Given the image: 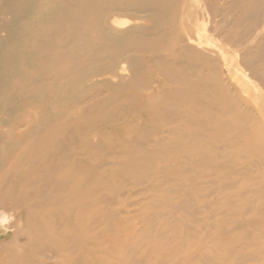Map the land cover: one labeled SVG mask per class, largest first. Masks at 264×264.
Wrapping results in <instances>:
<instances>
[{"label":"rangeland","instance_id":"rangeland-1","mask_svg":"<svg viewBox=\"0 0 264 264\" xmlns=\"http://www.w3.org/2000/svg\"><path fill=\"white\" fill-rule=\"evenodd\" d=\"M203 1L213 14H220L213 16V20L219 22L218 37L212 38L214 46L202 39L208 43H205L207 47L217 50V44L228 51L231 73L220 60L210 61L206 56L194 61L141 49L136 38L147 33L145 26L158 23L160 31L169 30L165 16L154 9L156 0H0V192L7 194L9 190L8 202L3 208L0 205V211L6 218L10 217L8 221L5 217L4 221L0 220V264H138L136 259L141 256L146 263L149 261L147 264H230L219 257L224 253L232 259V247L264 243V198H259L257 203L258 214L250 211L236 217L219 218L223 222L220 227L229 220L237 221L241 227L233 229L228 223L225 226L227 233H215V245L205 239L208 234L192 231L187 235L183 230L175 231L163 219L157 218L155 227L152 222V226L149 225L154 215L165 208L166 200L171 199L168 189L173 182L188 178L193 187L201 182L197 170H184V166L191 164L189 160L179 154L170 158L169 149L188 145L194 150L193 143L204 141L206 148L216 152V162L224 170L229 165L240 167L243 163L232 154L239 148V138L229 139L222 133V141L218 143L212 136L201 139L195 130L198 121L191 119L194 117H186L170 101L163 103L159 94L182 89L183 83L167 78L159 57L193 64L195 68L190 75L206 76L209 83L215 76L224 79L228 89L223 91L222 99L232 101L230 110L234 113L229 120L236 124L244 116L252 115L258 117L264 129V82L255 77L260 74L264 79V3L257 8L254 21L246 19L230 25L222 24L224 17H220L223 16L221 10L226 7L223 2L228 0ZM200 3L186 0L192 11H197ZM240 10V7L233 8L228 19L235 20ZM121 19L127 25L121 33H116L113 24ZM186 25L181 32L199 38L197 28L193 24ZM226 32L232 33L230 42L221 38ZM192 49L196 50L193 46ZM258 52L261 56L247 68L244 64L246 56ZM137 59L142 61L138 78L144 91L128 87L127 82L134 73L129 68L120 69L123 61ZM207 92L206 103L212 104L210 96L214 94V88L211 83ZM153 99L155 104L150 103ZM256 100L261 104L260 111ZM235 109L240 110L239 117ZM169 110L191 126L177 128V124L170 125L158 118ZM212 119L211 113L204 119L208 128L212 127ZM246 123L247 129L254 131L252 125ZM131 125L138 129L135 136L129 132ZM43 137L47 144L35 157L46 167L33 168L36 170L31 176L39 178L46 174L48 178L60 179L70 171L71 178H75L78 177V166H84L87 174L81 173V177L86 186L82 202H79L84 221L76 230L46 224L48 236L45 238L37 233L30 234L29 229L36 228L35 225L23 221L20 225L24 232L14 240L12 233H2L3 229L13 220L20 219L22 211L33 208L36 200H24L19 196L21 185L17 170L1 180L18 155L29 151ZM134 141L143 149L158 150L162 145H172L165 150L164 158L151 161L155 173L142 174L141 179L146 180L148 186L137 195L131 183L134 176L115 168L127 158L131 145L136 144ZM246 152L254 159L264 160V152L252 151L249 145L244 154ZM226 154L228 161L221 157ZM48 156L62 161L52 162ZM200 161L195 159L193 164ZM35 163L31 166L36 167ZM246 177L249 183L263 180L264 169L251 171ZM257 185L252 188L262 189ZM224 192L219 190L218 196ZM253 194L247 192L246 196ZM169 229L170 240L163 243V231ZM128 247H133V252L128 253ZM47 255L53 258L48 260Z\"/></svg>","mask_w":264,"mask_h":264},{"label":"bare ground","instance_id":"bare-ground-1","mask_svg":"<svg viewBox=\"0 0 264 264\" xmlns=\"http://www.w3.org/2000/svg\"><path fill=\"white\" fill-rule=\"evenodd\" d=\"M198 1L201 2L198 6V10L192 11L191 7L186 4V0H156V6L154 9L165 16L169 30L160 31L158 29V23L145 26V31L147 33L138 36L136 38V43L141 49L165 52L171 57H186L191 58L194 61H200L202 60V57L206 56L211 59L210 61L220 60L225 68L230 72V64L227 58L228 51H225L223 48H219L216 43L217 50L212 49V47H207L205 44L208 42L210 45L214 46L212 38L218 37L217 27L219 22L213 20V16L216 15V17H218V14L220 13H214V15L209 9L207 2L203 0ZM223 3L226 4V7H223V10H221V14L223 16L220 17H224L221 23L233 25L239 23V21H245L246 19H252V21H254L256 19V17H254L255 13L258 11L257 8L260 7V4L264 3V0H228L227 2ZM237 7L241 8L239 12L240 14L237 16V18H235V20H229L228 15L231 13L233 8ZM134 20L136 21L137 19ZM188 23L193 24L197 28L199 32V38L192 37L188 33L185 35L181 32V30L186 29V24ZM126 25L127 22L124 21V19L123 21L121 19V22L113 24V30L116 33H121V29H123ZM202 37L205 38L207 42L203 40ZM232 37L233 36L231 32H226L224 33V36H221L222 40L225 42H230ZM189 44L195 47L196 50H193L192 46L189 47ZM260 56L261 53L259 52L253 56L247 55L244 61L245 66L247 68H251V66L255 64V58H259ZM159 58V62L162 65L164 73L167 74V78L170 80L177 79V81L183 83L182 89L179 88L161 92L159 96L163 100V103H165V101H170L176 106L178 110H180V113L185 114V116L188 118H190V116L194 117L191 119L198 121V123L197 126L193 124L192 125L195 126V130L197 131V133H195L201 139L212 136V139L218 143L222 141V133L227 134V136L230 137L229 139H232L233 136L239 138L241 140L239 142V148L234 149L232 154H234L233 158L241 160L243 163L240 167L229 165L227 166L226 170H224L216 162L218 159L216 152L210 151L208 148H206L204 146L203 140V142L198 141L193 143L195 146L194 150H191L188 145H184L179 149H169L168 154L170 158H176V155L179 154L189 160L191 164L184 166V170H197L196 172L198 173L197 175L201 182H199L197 184L198 186L196 185L195 187L190 185L189 180H187L188 178L184 181L173 182L172 186L168 189V194L171 196V199L168 198L166 200L164 204L165 208L159 210L154 215L152 221L149 222V225H151V222L152 225H154V221L157 218L163 219L166 224L171 226L175 231L182 232L183 230L185 233H187V235H189L192 231L198 233L200 231L202 234H208L209 236L205 237V239L208 238V241L215 245L217 241L215 233H227L228 231L226 230L225 226H228V223L232 225L233 229L241 227V224L235 220H232L231 222L230 220L226 221L224 222L225 226L220 227L221 223L223 222L220 221L219 218L224 219L233 215L236 217L237 215L246 214L250 211H252L254 214L259 213V204L257 205V203H259V198H264V179L262 180L261 178L256 182L249 183L246 181V176L251 171L264 169V160L258 158L254 159L253 156L247 152L244 154V151L249 145L252 151L264 152V129L260 120L257 119L258 117L256 118L252 115L244 116L243 118L239 119L236 124L229 120L230 118H233L234 113L232 110H230L232 101L228 99H222L223 91L227 88V86L224 84V79L221 80L218 76H215L211 80L210 83L214 88V94L210 96L213 101L212 104H208L206 103V98L209 94L207 92V87L210 85V83L208 82V78L206 76L201 75L194 77L190 75L195 68L193 64L176 60H165L161 57ZM129 61L130 60L123 61L120 66L121 71H125L129 68L134 73L132 78L127 82V86L136 91H144L145 88L138 78V75L141 72L142 61L139 59L131 62ZM244 76L245 78L247 77V75ZM255 77L258 81L264 82V79L260 74H255ZM255 96L257 97V95ZM154 101L155 100L153 99L150 101V103L155 104ZM256 101L257 102H255V104L257 109L260 111L259 106L261 104H259L258 100ZM208 106L210 108H208ZM235 112L239 117L240 110L235 109ZM209 113H211L213 117L211 128H208V126L204 123V119ZM175 114V112L169 110L165 113L162 112L160 116L157 117L167 124H177V128L184 127L187 129L191 126L189 122L186 123L181 121L180 118H176ZM259 116H261V114ZM223 117L226 118L225 121L223 120ZM246 122L252 125L251 127L254 129V131H250V128L247 129L248 126H245ZM137 131L138 129L135 126L131 125L129 127V132L131 135L135 136ZM95 135L97 136L98 134ZM106 138L109 139V137ZM133 143L136 142L134 141ZM46 144V137L40 138L37 141V144L29 149V151H23L18 155L17 159L12 162L9 170H7L4 174V177H2L1 181H3L6 176L12 175L13 170H17L16 173L20 172V175L18 176V181L21 185L19 189V196L24 198V200H36L33 208L22 211L20 213V219L13 220L11 225L6 226L3 229L4 232L2 233L10 231L14 240L19 239L24 232L20 225L23 223V221L30 223L31 226L35 225L36 228L29 229L30 234L37 233L43 238L48 236L47 230L45 228L46 224L52 223L58 228H61L62 226H69L73 230H76L77 225L84 221L82 217L84 214L81 213L82 206L79 205V202H82V194L86 186L85 180L81 177V173L87 174V170L84 166H78L79 173L78 177L75 178H71L69 174L70 171L68 172L67 170V173L65 172V175L63 173L64 176H62L60 179L54 177L48 178L46 174H42L43 176H40L39 178H33L31 176V173L36 170L33 168L43 169L46 167L45 164L40 162L39 158L35 157L37 156L38 152L42 151L43 146L45 147ZM171 146L172 145H162L158 150L145 148L144 146L145 149H143V147H139L138 143H136L135 145H131L127 152L128 154H126L127 158L115 165L117 171L122 170L134 176V181L131 183L136 188L134 191L135 195L141 193L144 186H148V182L141 179L142 174L146 172L151 174L155 173V169L150 165L151 161L155 158H164L166 156L165 150L167 147ZM221 157H223L225 161H228L229 155L226 154ZM48 158L50 161L55 163H61L62 161L57 160L52 156H48ZM198 158L201 159V161L193 164L194 160H198ZM203 158H207L208 161L203 163ZM32 162H36L35 165L37 166L32 167ZM152 163L154 164V162ZM90 171L91 170H89V172ZM120 178L122 179L121 175ZM207 178H210L209 181ZM212 178L215 180L213 181ZM203 184H207L209 187L204 188ZM255 185L259 186L258 188L262 187V189L252 188ZM219 190L220 192L222 190L225 191L220 197L218 196ZM8 192L9 190H7V194ZM247 192H254V194L252 196H246ZM7 194L5 191H3V193L0 192V205L2 208L8 202ZM234 197L239 198L234 199ZM251 208L252 210H250ZM5 215L3 211H0V220L3 219L4 221L6 218ZM218 226L219 228H217ZM137 227H135V229ZM165 233H167V236H165ZM170 233V229L166 230V232L163 231V243L170 240ZM147 235L142 236L146 238ZM154 236H156V234H154ZM202 240H204L203 236L200 238V241ZM232 249L234 252V257L232 259L228 258L223 253L219 257L222 262L230 261V264H245L246 262H251L252 264H264V258L261 257V254H264V243H254L253 245L241 244L232 247ZM128 251V253L133 252V247H128ZM47 258L48 260H51L53 256L47 255ZM136 260L138 264H147L149 262L148 261L146 263V260L143 258V256L137 258Z\"/></svg>","mask_w":264,"mask_h":264}]
</instances>
